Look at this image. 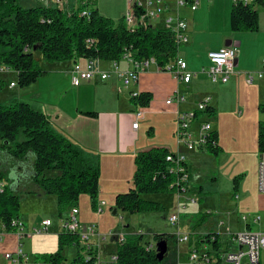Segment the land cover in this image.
<instances>
[{"label": "crops", "instance_id": "obj_1", "mask_svg": "<svg viewBox=\"0 0 264 264\" xmlns=\"http://www.w3.org/2000/svg\"><path fill=\"white\" fill-rule=\"evenodd\" d=\"M141 1L146 2V0ZM180 2H185V5H181ZM164 3L168 6L169 10L164 12V15L161 14L158 18L152 19L150 24L153 27L165 28L164 24L167 18H176L179 16L181 19H184L188 30V44L185 45V52L188 57L191 58L196 52V54L201 56L206 55V62H208L210 66L208 58L210 52L220 51L228 47L236 50L235 47L241 45V42H224L230 37L226 32L221 35V41L217 42L216 47H204V42H197V33H195L196 31L191 30L190 25L188 24V15L198 11L200 0H176V2L164 0ZM90 4H92L90 6L92 9L98 10V12L103 15L99 8L98 0H92ZM230 4L231 2H226V4L223 5L224 12L229 10V18L231 15L230 9L232 10V4L234 5L235 3L232 0V4ZM21 6L24 8L41 6L60 8L67 14H72L78 9V3L74 0H68V2L62 5H57L52 0H30L29 5ZM123 6V9L126 6L124 15H122V19L125 22V16L128 10L127 0H125ZM193 6H196L197 8L193 10ZM108 17L111 19L112 15H109ZM229 28L231 29L230 19ZM181 49L179 50L180 56ZM236 55L237 61L234 74L226 84L218 85L221 86L220 89H223L224 93L229 92L230 90H233L235 86L244 83V80L246 82L247 74L255 75L256 80L252 85L253 89L249 88V91L253 92L255 98L249 105H243L242 107L244 111L241 112V118H243L248 112L250 115V121L247 125L248 128L245 130L242 140L231 145L227 138V132L231 127H229L227 121L224 120L222 122L223 118L219 119L217 117L219 112L222 113V115L224 114V105L222 101L223 95L216 97L214 94H207L206 92L204 96L202 95L203 98L201 100L208 97L212 98V115L209 120L212 124L213 131L218 136L220 151L217 157H209V151H188L183 147H179L175 138L177 113L195 110L197 102L200 101L195 97L197 94V92H195L196 89L202 87L203 83L209 85V81H211L210 78H204V75L202 74L205 73L204 70L206 68H204L202 72H193L190 69V65L195 67L193 61L189 62L190 64L186 61L189 70L195 74V77L189 84H180L173 76L163 72L162 68L153 66L148 72L142 73L139 76V80L136 84L129 87H126L123 80H120L115 76H113L109 82H102L104 80H102L100 76H96L92 80L82 83L79 87H74L71 83L73 61L64 62L62 64L68 63L69 66L67 69L63 70L68 73L65 77V90L60 88V85L56 83L55 78H49L53 75L54 71H60L57 66L51 68L50 65H58L60 63H49V67L40 65L47 72L46 75L41 77L34 84L25 88H21L18 85V74L12 69H9L4 71L1 76L3 89L0 91V100L3 98L5 104H10L14 100L28 102L32 108L44 113L49 118L52 127L58 133L71 139L74 143L83 148L92 159L98 162L101 169V177L99 182V201H97L96 206L94 207L95 211L99 202H106L110 199L115 200L117 195L129 192L130 188L133 186L135 157L139 153L148 152L152 149L164 148L171 152L183 154L187 158L189 168V192L179 198L177 195L178 193L164 195V197H171L172 200L175 199L171 202V205L173 206L172 209H174L171 215L178 210V206L180 212L178 226L176 230L169 234L176 238H178V235L190 234L191 236V241L189 243H178L177 240L170 241L179 249L178 252L180 254H186L187 261L181 262L179 260L178 264H190V253L195 245L200 251L214 249V251L216 250L217 252H224L228 249H236L233 246L230 247L227 243L230 234H232L230 229H226L225 236L219 230L224 226L223 223H221L218 226V229L215 230V228H212L211 224L206 227V220L204 218L196 221V218L206 210V198L203 196L202 188L194 190L195 188L193 187V184L195 175H193V163L199 162V165L206 166L208 164L213 166L215 161H219L218 166L221 167L222 176L234 177L240 175L241 179L239 182L236 180L234 181L235 189L238 191L239 189L242 190L243 197H245L248 192L245 185L248 183L250 185V190L254 193L253 196L256 204L255 209L264 212V194L259 192L258 187L259 163L261 159V153L258 149V126L259 122L264 120V111L260 108L261 105H264V74L261 79H258L257 77L259 74L264 73V59L252 64L248 62L243 50H236ZM122 63L123 67H125L126 64L124 62ZM101 69L111 71L112 61H102ZM256 82H258V84L255 86ZM11 83H15L16 86L11 87ZM206 85L204 86L205 89ZM132 92L138 93L139 95L146 93L150 94L152 97L150 104L144 108L134 107L132 104ZM177 92L185 97V101L180 104H176L175 102L168 104V99L172 98ZM6 94L7 96H4ZM0 103H2V101H0ZM137 120L139 125L137 128H134V124ZM193 130H198L197 125L193 126ZM0 159L13 162L14 165L18 167L17 162L5 153L0 152ZM206 160L210 161L207 162ZM5 165V162H0V171L5 174V178L8 175V178H13L12 181L15 184H20V181H17L16 177L10 174ZM21 172L22 170L19 169L18 173ZM216 180L217 177H214L213 181ZM15 188H18V186H15L14 189ZM29 192H32V194ZM27 193L29 195L26 196L25 199H36V197L40 199H44L45 197L48 198V196L37 195L39 194V191L35 186L32 190L27 191ZM239 199L240 196H236V200L239 201ZM201 206L205 207L201 208ZM67 214L64 215V218ZM213 214V212L209 211L208 215L212 216ZM29 217L30 215L28 214H22L20 216V221L25 225L27 230L37 227L44 221L48 220L44 219L37 223H32ZM245 217L246 219H244ZM64 218H62L61 225L58 227V232H56V250L58 248V236L62 232ZM257 218H259V220L255 221ZM241 222L243 223V230L241 232L247 230L264 232V230H261V216L247 215L242 218ZM97 228L101 232L100 226ZM126 228L128 230L129 225L126 226ZM127 232L128 233L124 235L143 234L145 236L142 231L128 230ZM112 234L114 233L112 232ZM209 234L218 235V249H216L212 243L202 240ZM102 236L103 237L95 238L93 242L101 247V251L106 256L105 260H109V255L116 253V248L118 246L117 239L110 240L109 237L107 239L105 237L108 235ZM27 240L29 241L31 239ZM146 242H152V240ZM170 242L168 243V246L170 245ZM18 246L19 238L17 234L8 232L0 234V259H4L5 254L7 253H14ZM23 246L27 259L21 264H33V262L37 261L36 256H30L31 254L36 253L41 255L50 253L46 251H40V253L34 252L30 249L31 246L29 243L23 242ZM72 249L75 250L74 248ZM214 257H216V260L200 261L195 264H226L221 261L218 256ZM71 261H67L66 264H70Z\"/></svg>", "mask_w": 264, "mask_h": 264}, {"label": "trees", "instance_id": "obj_2", "mask_svg": "<svg viewBox=\"0 0 264 264\" xmlns=\"http://www.w3.org/2000/svg\"><path fill=\"white\" fill-rule=\"evenodd\" d=\"M259 4L264 5L263 2ZM83 9L67 14L60 8H24L19 0H0V69L15 71L18 85L25 88L47 73L36 59V53L51 64L91 58L120 61L128 52L137 59L141 54L154 57L160 68L176 59L179 50L175 36L165 28L141 24L128 29L123 19L116 25L96 9H92L90 19L82 18L79 12ZM230 26L237 33L257 32L258 12L255 6L234 4ZM2 84L3 81L0 82V91ZM151 100L150 94H140L132 98V104L136 108H144ZM260 108L264 111V105ZM212 141L216 146H210L209 152L218 154L216 133ZM258 149L264 154V120L258 126ZM0 152L17 162L20 170H23L25 161L31 160L30 178L39 191L37 195L55 196L61 218L77 207L83 194L89 195L93 208L96 206L100 165L83 148L58 133L49 118L28 102L0 103ZM168 154L169 151L163 148L142 152L135 157L133 186L129 192L115 198L114 208L118 212L138 215L165 210L162 203L147 197L178 191L179 176L170 172ZM6 179L8 175L5 178L0 171V181L6 183ZM6 184L5 192L0 194V233H14L16 228L12 224L20 220L21 198L14 187ZM144 237L143 234L127 235L126 242L116 248L117 264H162L157 259L156 250H147L151 242H146ZM218 239V235L209 234L202 240L218 249ZM152 240L155 244L161 241L169 243L176 237L161 233L153 234ZM68 248L76 251L70 264H86L85 249L78 236L63 231L58 236L57 251L38 255L36 259L47 264H66L64 252Z\"/></svg>", "mask_w": 264, "mask_h": 264}, {"label": "rangeland", "instance_id": "obj_3", "mask_svg": "<svg viewBox=\"0 0 264 264\" xmlns=\"http://www.w3.org/2000/svg\"><path fill=\"white\" fill-rule=\"evenodd\" d=\"M171 1L176 2V0ZM29 2L30 0H19L20 5L23 6L29 5ZM226 2H231L232 4V0H200L198 11L188 15V24L190 25L191 30L196 31L195 33H197V42H204V47H216L217 42L221 41V35L226 32L230 35V37L224 42H241V45L235 48L237 51L243 50V53L248 59L249 63L253 64L262 61V59H264V5H255V10L258 12L259 25V30L257 32L234 33L229 28V10L224 12L223 5L226 4ZM98 3L103 15H112L111 19L113 18L114 24L116 25L121 23L122 15H124V11L126 10V6L123 9L125 0H98ZM185 50L186 47H182L180 58L185 62L187 61L188 64H190L189 62L193 61L195 67L190 65V69L193 72H202L204 68H209V63L206 62V55L201 56L196 54V52L195 55L191 56L190 58L187 56ZM35 57L39 61L40 65L49 67V63L43 59L40 53H36ZM55 66H57L60 71H54L53 75H51L49 78H55L56 83L60 85V88L65 90V77L68 75V73L67 71L63 70L69 67L68 63L50 65L51 68H54ZM202 74L204 75V78H209L207 74ZM102 82H109V80ZM257 84L258 82L255 83V86ZM205 85L206 83H203L202 87L196 89L195 92H197V94L195 97L201 101L205 95V92L207 94L212 93L216 97L223 95L222 101L224 105V114L222 115V113L219 112L217 117L219 119L223 118L222 122L224 120L227 121L229 123V127H231V129L227 132V138L230 141L229 143L232 145L241 141L250 121L249 112L246 113L243 118H241V112L244 111L242 107L243 105H249L254 100L255 95L253 92L249 91V88L253 89V87L248 85L244 80V83H241L238 86H235L233 90L224 93V90L220 89L221 86L218 85V83L216 84L209 81V85H206V89L204 88ZM4 96H7V94ZM0 101H2V104H5V100H3V98H1ZM135 123L139 125L138 121ZM208 154L209 157L218 156V154L211 152ZM206 161L209 162L210 160ZM0 162H5V167L9 170L10 174L15 176L17 181H20V184H15L12 181L13 178L6 179L8 180L6 183H8L10 187L13 188L18 186V188L15 189L21 198L20 214L30 215L29 218L32 223H37L40 220L48 219L51 220L53 224L47 234L38 236L34 240L28 241L25 239L24 243H29L31 246L30 249L34 252L40 253V251H46L54 253L57 247L56 232H58V227L62 222V218L59 215L56 197L48 196V198L45 197L44 199H40L38 197H36V199H25V197L29 195L27 191H30L34 188V184L30 178V168L32 167V162L30 159L25 161L21 173H18L20 168L15 166L13 162L2 159H0ZM199 164V162L193 163V175H195L193 187L195 188L194 190L202 188L203 196L206 198V210H204V212H202L198 218H196V221L204 218L206 220V227L211 224L212 228H215V230H217L218 226L223 223L224 226L219 230L225 236V231L228 228L232 234H237L243 230V223L241 220L244 216L258 215L262 217L261 230H264V212L255 209L256 204L255 198L253 196L254 193L250 190V185L246 183L245 186L248 192L247 195L243 197L242 190H236L234 185L235 180L239 182L241 179L240 175L234 177L222 176L221 167L218 166L219 161H215L213 166L208 164L206 166ZM214 177H217L216 181H213ZM236 196H240L239 201L236 200ZM147 199L160 202L164 205V207L166 205L165 210L156 213L138 214L137 216L119 211L118 214L114 216L112 209L115 207V200L110 199L106 201L107 206L105 211L99 216L92 206L89 195L83 194L81 195L77 205V209L80 212L79 219L82 225L88 228L100 226V235H109L112 232L114 235L127 234L128 230L142 231L145 234V241H151L153 234L155 233H170L176 230L178 225H172L169 223V217L174 210L172 209L173 206L171 205V202L175 199L172 200L171 197H164V195H151L148 196ZM204 207L205 206H201V208ZM209 211L213 212L214 214L209 216ZM128 225L129 228L127 230L126 226ZM169 247L170 252L162 264H178L179 260L181 262L187 261L186 254H180L178 252L179 249L173 242H170ZM74 253L75 250L72 248L65 250L64 255L66 256L68 262L73 259ZM38 255L40 254L35 253L31 254L30 256L34 257ZM261 263L264 264V252L262 254ZM0 264L11 263L4 258L0 259Z\"/></svg>", "mask_w": 264, "mask_h": 264}, {"label": "built area", "instance_id": "obj_4", "mask_svg": "<svg viewBox=\"0 0 264 264\" xmlns=\"http://www.w3.org/2000/svg\"><path fill=\"white\" fill-rule=\"evenodd\" d=\"M57 5H62L68 0H52ZM78 3V9L84 8L79 12V16L82 18L90 19L92 14V0H74ZM128 10L125 16V23L128 29H134L141 24H150L152 19L158 18L161 14L168 11V6L165 5L164 0H127ZM235 4L244 6H255L264 0H233ZM181 5H185V2H180ZM86 6V7H85ZM197 7L193 6L195 10ZM164 27L175 36V41L180 50L183 46L188 44L187 36V24L184 19L179 16L176 18H167ZM210 61L209 68L205 69L204 72L209 76L213 83L226 84L231 76L235 72V64L237 61L236 50L228 47L220 51H213L208 54ZM85 61V62H84ZM84 62V63H83ZM126 64L123 67V63ZM102 61L100 59H83L73 61V68L71 71V81L74 87H79L82 83L92 80L96 76H100L102 80H110L113 76L120 80H123L124 85L129 87L136 84L139 80V76L142 73L148 72L153 66L158 67L157 61L154 57H147L145 54H141L140 59L135 58L133 53H126L120 61H112V70L105 71L101 69ZM163 72L170 74L180 84H189L195 77L192 73L187 62L180 58L179 52L175 60L166 64L162 68ZM9 68L0 69V82L2 81V74ZM263 74H259L257 77L261 79ZM256 80L255 75L247 74L246 83L250 86L254 84ZM11 87H15V83L10 84ZM132 98L139 96L138 93H131ZM185 101V97L181 93L177 92L172 98L168 99L167 103L180 104ZM212 98L208 97L200 102H197L195 110L178 112L176 120V132L175 138L179 147H183L188 151H209L210 146L215 147L216 145L212 141V137L215 132L212 129V124L209 120L212 115ZM138 121V120H137ZM197 125L198 130L194 131L193 126ZM138 127V124H134V128ZM167 161L170 163V172L178 175V198L189 192V168H187V158L180 153L169 151ZM188 165V164H187ZM7 184L0 181V194H3L6 190ZM259 192L264 194V154H261L259 163V178H258ZM194 202V201H192ZM107 204L106 202H99L96 207V212L100 216ZM79 210L74 207L67 214L63 220L62 231L75 234L78 236L82 246L84 247V261L86 264H117V253L109 255V260H105V255L101 251V247L96 245L93 240L97 237H103L99 234L97 227H86L83 226L79 219ZM246 219V217L244 218ZM180 220L179 206L178 210L169 217V223L177 225ZM259 220L257 218L255 221ZM52 226L51 220H46L37 227H33L27 230L25 225L20 221H14L12 224L13 228H16L14 232L19 238V246L14 253L5 254L6 260L11 264H21L27 256L24 252L23 242L25 239H34L38 236H42L49 232V228ZM2 232L0 234H4ZM13 233V232H12ZM106 239L109 237L110 240L117 238V245L126 242V235H114L110 233L105 236ZM176 238L178 243H189L191 241L190 234L178 235ZM229 246H233L236 249H228L224 252H217L214 249L209 251H200L196 248V245L192 248L190 253V264H195L200 261H213L216 257L226 264H262V254L264 252V232H254L247 230L237 234H230L227 242ZM147 250H156V244L151 242ZM217 258V259H218ZM33 264H47L45 262L35 261Z\"/></svg>", "mask_w": 264, "mask_h": 264}, {"label": "water", "instance_id": "obj_5", "mask_svg": "<svg viewBox=\"0 0 264 264\" xmlns=\"http://www.w3.org/2000/svg\"><path fill=\"white\" fill-rule=\"evenodd\" d=\"M118 214V209L114 208L113 215L116 216ZM169 253V246L167 241H161L156 243V254L159 262H163Z\"/></svg>", "mask_w": 264, "mask_h": 264}, {"label": "bare ground", "instance_id": "obj_6", "mask_svg": "<svg viewBox=\"0 0 264 264\" xmlns=\"http://www.w3.org/2000/svg\"><path fill=\"white\" fill-rule=\"evenodd\" d=\"M164 15V14H163Z\"/></svg>", "mask_w": 264, "mask_h": 264}]
</instances>
